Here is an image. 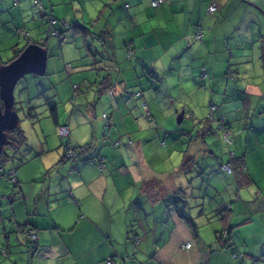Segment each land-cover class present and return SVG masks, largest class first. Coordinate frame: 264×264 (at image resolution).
<instances>
[{"label": "clouds", "instance_id": "1", "mask_svg": "<svg viewBox=\"0 0 264 264\" xmlns=\"http://www.w3.org/2000/svg\"><path fill=\"white\" fill-rule=\"evenodd\" d=\"M0 264H264V0H0Z\"/></svg>", "mask_w": 264, "mask_h": 264}]
</instances>
